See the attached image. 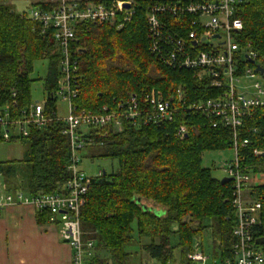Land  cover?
Here are the masks:
<instances>
[{
	"label": "trees",
	"instance_id": "16d2710c",
	"mask_svg": "<svg viewBox=\"0 0 264 264\" xmlns=\"http://www.w3.org/2000/svg\"><path fill=\"white\" fill-rule=\"evenodd\" d=\"M18 1L43 10L53 6L50 0H0V113L7 112L11 121L25 118L23 112L32 104L34 64L45 60V115L52 118V113L58 112L54 93L61 77L60 54L54 49L50 31L42 34L40 24L14 9ZM135 3L130 22L121 29L84 22L74 25L70 53L76 62L73 78L78 92L71 100L75 111L94 114L105 106L111 110L132 96L141 99L152 88L166 99L182 88L186 102L217 95L192 71L168 68L151 54L146 24L149 1ZM234 18L242 23L239 43L256 54V62L264 69V0H240ZM166 20L169 28L181 34L190 29L185 23L180 28L177 18ZM245 66L252 67L244 62L240 69ZM174 103L172 121L139 128L126 121L121 131L102 127L87 135L91 143L85 150H91L92 158L118 165L115 171L90 179L81 209V239L93 244L91 264H130L129 249L134 244L139 253L157 264H196L187 258L196 249L208 257L207 264L231 259L235 223L232 183L220 184L201 166L204 152L232 150L231 129L213 128L211 118ZM181 126L186 129L182 138L176 135ZM64 128L63 122L53 119L39 129L29 125L26 136L12 129L10 142H20L26 148L22 159L0 162L6 192L36 196L62 188L68 179L70 156ZM1 132L0 127V142H5ZM240 132V141L249 142L237 150L243 158L241 164L252 174L264 173V107L245 117ZM254 150L262 154L255 156ZM248 191L261 204L262 225L255 238H262L264 185ZM49 216V212L36 213L37 224H47ZM204 235L209 237L210 247L204 244Z\"/></svg>",
	"mask_w": 264,
	"mask_h": 264
},
{
	"label": "built area",
	"instance_id": "2783aa9c",
	"mask_svg": "<svg viewBox=\"0 0 264 264\" xmlns=\"http://www.w3.org/2000/svg\"><path fill=\"white\" fill-rule=\"evenodd\" d=\"M135 1L50 0L53 6L49 10L30 7L24 11L30 20L41 25L42 34L51 32L54 49L60 54L61 72L54 96L67 103L68 111L65 117H59L57 112L52 113V118L47 117L44 98L42 102L32 103L23 112V120L11 121L7 112L0 113L1 137L10 142L12 129L26 136L29 125L39 129L53 119L63 122L65 128L62 134L68 138L70 151L66 167L68 179L57 192L36 196L22 191L6 192L0 181V212L9 206L20 205L32 207L35 213L49 212L47 225L56 226L61 241L73 251L71 264H91L89 258L93 255V244L82 241L80 230L81 209L91 179L79 168L80 155L91 143L87 135L91 130L102 127L121 131L122 122L126 121L137 128L172 121L175 101L185 105L188 111L211 118L213 128L221 125L231 129L234 158L225 161L222 169L225 178L232 183L234 243L231 259L217 264H264V244L256 245L255 238L256 229L262 225L261 204L248 193L250 187L259 185L251 178L262 174H252L248 166L241 164L243 158L237 153L239 148L249 143L247 139L240 141L243 120L250 117L255 109L264 107V84L258 81L260 73L255 68L260 65L256 62V54L237 39L242 31V23L234 18L238 0H148L146 24L151 54L168 68L192 71L197 80L217 91L214 97L186 102L182 88H177L168 99L161 91L152 88L143 93L141 99L132 96L114 109L105 106L94 114L75 111L72 106L71 100L78 92L73 78L76 62L70 53L74 25L84 22L121 29L131 20ZM168 17L177 18L180 28H184L181 24L185 23L190 29L183 34L174 31L169 28ZM244 62H249L252 67L240 69ZM243 79L252 80L251 85H245L241 82ZM185 134V127H179L176 135L182 138ZM253 154L259 156L262 152L254 150ZM187 258L196 264H207L209 260L198 249Z\"/></svg>",
	"mask_w": 264,
	"mask_h": 264
},
{
	"label": "crops",
	"instance_id": "0c3cea01",
	"mask_svg": "<svg viewBox=\"0 0 264 264\" xmlns=\"http://www.w3.org/2000/svg\"><path fill=\"white\" fill-rule=\"evenodd\" d=\"M72 255L56 226L37 224L32 207L9 206L0 212V264H71ZM142 263L155 262L146 255L139 262H130Z\"/></svg>",
	"mask_w": 264,
	"mask_h": 264
},
{
	"label": "rangeland",
	"instance_id": "374dc122",
	"mask_svg": "<svg viewBox=\"0 0 264 264\" xmlns=\"http://www.w3.org/2000/svg\"><path fill=\"white\" fill-rule=\"evenodd\" d=\"M14 9L17 12H24L26 9L30 8L29 2L18 1L13 4ZM48 63L45 60L38 61L34 64L33 73L31 78L34 80L33 84H31V100L32 103L42 102L46 96L44 91V80L47 75ZM258 81L261 84H264V76L258 75ZM245 85H251L252 80L243 79ZM57 115L59 117H65L67 115V103L60 100L57 101ZM25 145L19 143H7L0 142V162H5L10 159L19 160L23 157V152L25 151ZM93 150L101 151L102 148L94 147ZM89 153H92L91 150L86 149L81 154V163L79 168L83 171V173L90 178H94L98 176L99 173L105 172L109 174L112 171H115L118 168L117 162L107 159H97L92 158ZM234 155L232 150H219V151H208L204 152L201 156V166L203 168L209 169L211 176L216 180H221L225 177V173L223 172L222 166L225 161L233 160ZM262 175L253 176L252 182L257 181L255 184L264 185V173H259ZM133 229V237H137L136 231V223L132 224ZM204 244L207 247H210V239L208 236L204 235ZM173 241V240H172ZM138 245H132L130 247V252L132 254L131 259L135 262H139L144 258V254L139 253ZM210 251V250H209Z\"/></svg>",
	"mask_w": 264,
	"mask_h": 264
},
{
	"label": "water",
	"instance_id": "95a60500",
	"mask_svg": "<svg viewBox=\"0 0 264 264\" xmlns=\"http://www.w3.org/2000/svg\"><path fill=\"white\" fill-rule=\"evenodd\" d=\"M125 7L128 8L129 6L126 4ZM255 69H256L257 72L260 73V75H263L264 74V69L261 68L260 66L257 65ZM226 182H230V179L224 177L223 179L220 180V184H224ZM263 244H264V237L258 238L256 240V245L261 246Z\"/></svg>",
	"mask_w": 264,
	"mask_h": 264
}]
</instances>
